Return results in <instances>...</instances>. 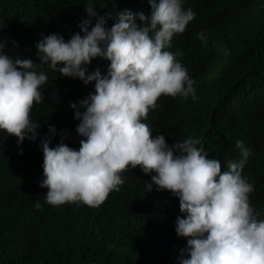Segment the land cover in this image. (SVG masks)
I'll return each instance as SVG.
<instances>
[{"label":"clouds","instance_id":"9594fccd","mask_svg":"<svg viewBox=\"0 0 264 264\" xmlns=\"http://www.w3.org/2000/svg\"><path fill=\"white\" fill-rule=\"evenodd\" d=\"M213 1L220 0H147L150 15L123 9L113 17L100 15L86 0L79 31L69 39L41 33L35 60L10 56L6 45L18 44L0 40V131L15 136L18 145L35 141L41 123L31 111L44 102L45 89L55 120L77 121L81 137L79 148H72L62 131L50 147L56 121L47 125L39 181L46 203L99 206L125 183L122 173L139 166L151 177L145 192L155 186L179 199L175 232L186 238V247L178 264H264V219L250 203L254 184L243 174L251 147L237 140L239 158L222 164L199 138L170 145L148 117L162 94L198 99L195 79L178 59L183 52L170 51L171 41L209 21L196 17L210 11ZM25 16L16 9L0 16V33L21 28ZM197 35L204 38L203 31ZM96 58L108 63L102 67L92 62Z\"/></svg>","mask_w":264,"mask_h":264},{"label":"trees","instance_id":"16d2710c","mask_svg":"<svg viewBox=\"0 0 264 264\" xmlns=\"http://www.w3.org/2000/svg\"><path fill=\"white\" fill-rule=\"evenodd\" d=\"M88 2L100 15L115 17L123 9L151 12L147 0ZM85 4L86 0H0L1 17L13 9L26 15L21 28H2L0 40L18 44L16 48L8 43L6 53L35 60L41 33L69 39L79 31ZM209 8L198 13L196 21L210 20L173 37L170 49L183 52L178 59L195 79L198 99L162 94L159 107L148 117L170 145L189 136L199 138L222 164L239 158L237 140L251 147L243 174L254 184L250 203L264 219V0L213 1ZM113 23L108 20L106 26ZM201 31L203 39L197 35ZM92 62L102 67L108 63L100 58ZM44 90V102L34 103L31 111V118L41 123L35 141L26 138L18 145L15 136L0 131V264H178L186 247V238L175 232L176 218L182 215L179 199L155 186L145 192V181L151 177L139 166L122 173L125 183L99 206L45 202L47 189L39 186L40 143L56 114ZM68 120L54 123L50 147L60 142L63 131V142L79 148L78 122ZM37 202L42 209L35 207Z\"/></svg>","mask_w":264,"mask_h":264}]
</instances>
